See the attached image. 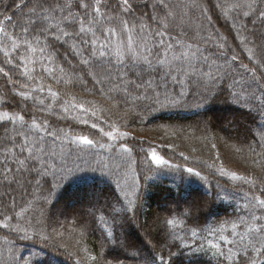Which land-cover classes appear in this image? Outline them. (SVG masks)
Here are the masks:
<instances>
[{
	"label": "trees",
	"instance_id": "obj_1",
	"mask_svg": "<svg viewBox=\"0 0 264 264\" xmlns=\"http://www.w3.org/2000/svg\"><path fill=\"white\" fill-rule=\"evenodd\" d=\"M24 2L0 0V21L15 36L20 30L13 24L28 12ZM37 2L31 0L28 6ZM236 2L245 0H164L171 6L168 10L174 20L170 19L163 41L169 40L174 47L177 40L187 44L184 38L186 34L195 35L194 25L207 26L209 22L210 31L200 41L188 42L196 44L210 59L223 52L217 64H224L225 57L229 61L217 73L221 79L210 92L184 84V90L191 94L176 107L162 108L145 100L135 105L113 100L117 94L109 93L111 85L95 84L87 74L90 69L80 65L79 57L68 51L78 41L49 44L41 37L39 44H32L36 51L22 46L19 53H11L12 65L4 63L0 52V67L15 82L10 83L0 73V98L6 100L0 104V112L23 114L29 124L33 118L43 123L47 131L39 134L48 144L52 143L48 133H58L61 139L56 145L57 159L63 156L68 169L63 179L49 175L41 179L39 186L32 173H17L19 183L10 186L0 176V194H11L0 203V223L10 225L0 227V264H161L160 256L164 264H249L251 258L256 264H264V257L256 256L251 247L245 252L244 243L253 236L242 223L252 225L253 213L264 215L249 204L253 194L264 199L259 190L264 188V146L259 142L264 132V67L256 63L264 54V20L258 16V11L264 9V0H247L256 9L249 16L243 15L249 11L244 8L238 15L229 12L225 18L216 7ZM133 3L139 6L135 17L144 29L150 34L157 31L159 25L149 17L158 14V8H153L158 0ZM5 16L14 19L8 22ZM185 17H191L190 22L196 24L186 26ZM152 39L156 43L161 37ZM242 65L255 70L256 80ZM68 80L71 83H66ZM175 90L179 92L181 86L176 85ZM21 91L27 99L14 95ZM233 92L240 93V98ZM40 100L44 103L40 104ZM113 104L117 107L113 108ZM72 105H83L87 111ZM92 112L96 115L92 116ZM93 123L96 128L91 127ZM134 127L153 131L149 132L151 136L159 139L145 137L147 141L141 144L150 149L161 147L168 165L157 166L146 148L129 146L140 143ZM162 127L164 131H159ZM100 129L111 131L116 138L106 137ZM77 136L108 144L78 147L74 143ZM120 144H127L131 154L122 153ZM117 154L124 158L117 159ZM117 165L121 166L119 173L113 171ZM189 167L200 172V177L190 175L186 171ZM222 170L245 179H222L217 173ZM11 180L9 173L8 181ZM133 181L137 185L135 193L128 187ZM251 181L257 182L256 188L251 187ZM22 208L26 210L24 215L15 216ZM188 211L190 216L185 215ZM5 214L12 219L5 221ZM173 218L177 221L175 228L163 225L165 219ZM257 223L264 224V220ZM233 224L237 225L235 229ZM15 228L22 230H11ZM193 231L197 233L195 237ZM173 233L177 239L172 238ZM241 236L245 238L243 243ZM212 244L219 245V250ZM229 249L235 253L231 261L219 255Z\"/></svg>",
	"mask_w": 264,
	"mask_h": 264
},
{
	"label": "snow or ice",
	"instance_id": "obj_2",
	"mask_svg": "<svg viewBox=\"0 0 264 264\" xmlns=\"http://www.w3.org/2000/svg\"><path fill=\"white\" fill-rule=\"evenodd\" d=\"M29 4H31V0L24 2V7L28 8V12L24 13L13 24L14 29L20 30L18 36H15V33H10L0 21V52H3L5 57L4 63L12 65L11 53H19L22 46H26V50L36 51L32 44H39L41 37L48 40L49 44L52 41H62L63 43H67L69 40L78 41V45L75 43L70 45L68 51L73 56L79 57L80 65L90 69L87 74L95 84L111 85L108 88L109 93L117 94L112 99L122 100L124 104L135 105L136 101L145 100L162 108L179 106L191 94L190 91L184 90V84L203 87L210 92L216 82L221 79L217 73L222 72L224 64L229 63L225 57L224 64H217V59L223 55V52L216 59H210L208 55L201 52L199 47L193 48L192 44H182L177 40L176 47H173L171 43L165 45L163 35L170 28V19L174 20V16L168 10L171 6L165 4L164 0H158L157 5H153L154 9L158 8V14L149 17L157 22L159 28L165 30L161 32L158 28L157 31L151 33L152 37H161L151 46H149L148 33L144 32V25L135 17V13L140 9L138 5L133 3V0H38L31 7L28 6ZM17 7L20 6L17 5ZM216 7L221 10L225 18L228 17L229 12L238 15L244 8L249 9V11L243 12L244 16H249L250 12L256 11L253 4L247 0L231 4L221 3L217 4ZM21 12L23 13L22 8ZM140 15L143 16L144 13L141 11ZM258 16L264 20V9L258 11ZM129 17L132 19L130 20ZM13 19V16L4 17V20L8 22H12ZM27 37H31V39ZM5 42H10V45ZM220 47L223 49V45ZM40 51L43 52L44 48L42 47ZM249 58L252 59L253 57L250 56ZM231 60L235 61L236 57L232 56ZM256 63L258 66L264 67V54ZM18 66L16 65V67ZM242 67L246 71L252 72L253 80H256L254 69H250L247 65H242ZM60 71L63 72L64 69L61 68ZM0 73L7 77L10 83H15L9 77V72L5 71L3 67H0ZM20 74L25 75V73ZM66 83H71V80L66 81ZM176 85L181 86L179 92L175 90ZM261 87L264 88V85ZM232 94L237 98L241 96L240 93L236 92ZM14 95L24 99L28 98L22 91L14 93ZM52 96L59 99L56 92H52ZM133 96H135L134 100L132 99ZM4 103L6 100L0 98V104ZM39 103L43 104L44 101L40 100ZM72 107L83 109V105H72ZM112 107L115 108L117 105L113 104ZM68 110V107L64 108L65 112ZM83 110L87 111V109ZM91 115L95 116L96 113L92 112ZM83 122L87 123V121ZM91 127L96 128L97 125L93 123ZM41 130L47 131L44 124L38 123L35 118L29 124L23 114H10L8 111L0 112V155L3 156V159L0 160V168L3 169L0 176H3L4 181L8 182L9 186L11 183H19L16 174H23L24 172L34 174L32 179L37 186L40 185L42 178L49 175L54 178L60 176L63 179V173L68 170L66 160L63 156L59 160L57 159L56 149L57 142L61 137L58 133L49 132L52 143L48 144L45 138L39 134ZM100 131L104 132L103 129ZM104 135L110 139L116 138L111 131L104 132ZM259 142L261 146H264V132L260 134ZM74 143H77L78 147H93L98 144V141L87 136H77ZM99 146L104 147L103 144H99ZM119 147L124 154H131L132 152L127 144H120ZM70 154L71 150L68 155ZM181 155L183 154L181 153ZM117 159H123V156L117 154ZM150 160L157 166L168 165V161L155 152L151 153ZM120 167L117 165L113 171L119 173ZM186 171L190 175L200 177V172L194 171L191 167L187 168ZM9 173L12 174L11 181H8ZM221 174H224L223 171ZM231 175L234 179H245L244 177H237L236 173ZM249 183L252 188L257 187L256 181ZM128 187L132 193L137 190L135 181ZM259 190L264 194V188ZM10 195V193L0 194V203H3L4 196ZM124 195L127 197L128 193L125 192ZM129 203L131 204L132 201ZM249 204L253 209H258L264 213V199L253 194ZM25 211L22 208L20 212L15 213V216L21 217ZM185 215L190 216L191 211L186 212ZM11 219L12 217L4 215L5 221ZM101 220L103 221V217ZM261 220H264V215L257 216L253 213L251 215L252 225L242 221L253 236L251 240L244 243V250L247 252V249L251 247L256 256L264 257V224L257 223ZM163 225L175 228L177 221L174 218L165 219ZM0 227L10 228V225L9 223H0ZM232 227L235 229L237 225L233 224ZM11 230L18 232L22 229ZM108 235L110 237L112 233L109 232ZM196 235L197 233L193 231L192 236L195 237ZM172 238L177 239L174 233ZM44 239L47 240L48 237L45 236ZM221 239L225 238L221 237ZM244 239V236H241L240 242L243 243ZM212 247L219 250L217 244H212ZM132 255L135 256L136 253L133 252ZM219 255L231 261L235 253L229 249L228 253L219 252ZM90 259L94 260L95 257H90ZM159 259L161 264H164V257L160 256ZM249 264H256L255 258H251Z\"/></svg>",
	"mask_w": 264,
	"mask_h": 264
},
{
	"label": "rangeland",
	"instance_id": "obj_3",
	"mask_svg": "<svg viewBox=\"0 0 264 264\" xmlns=\"http://www.w3.org/2000/svg\"><path fill=\"white\" fill-rule=\"evenodd\" d=\"M189 17V16H188ZM185 24H186V26H191L190 24H196V23H191L190 21H192L193 19L190 17L189 19L188 18H186L185 17ZM186 20H187V22H186ZM206 25L207 26H205L204 24H202V23H198L197 25H194V28H195V35L194 36H190V35H188V34H186V36H185V38H184V40L186 41V43L187 44H192V46H193V48H196L194 45H196V44H193V43H191V42H188L189 40H192V41H200L201 40V38H202V35L204 34V33H207V32H209L210 31V27H209V22H207L206 23ZM204 26H205V29H204ZM203 27V28H202ZM202 28V29H201ZM200 29H201V34H199V32H200ZM204 29V30H203ZM144 32L145 33H148V39H149V46H151L152 44H153V39H152V36H151V34H150V32L149 31H147V30H145L144 29ZM114 39H116L115 37H114ZM169 40H167V41H164V44L166 45V44H169ZM174 47V46H173ZM164 129H165V127H162V128H160L159 129V131H164ZM132 130H134L135 131V133H136V135L138 136V141L140 142V143H136V144H132V145H129V146H140V147H144L141 143H144V142H146L147 141V139L145 138V137H148V138H151V139H155V138H157V137H154V136H151V133H149V132H153L152 130H148V129H144V128H141V129H136L135 127L134 128H132ZM112 131H114V130H112ZM133 131V132H134ZM156 131H158V130H156ZM148 132V133H147ZM113 135H114V133H113ZM115 136V135H114ZM157 139H159V138H157ZM113 140V139H112ZM99 144H103V145H105V144H108L106 141H104V140H100V141H98V145ZM166 146V145H165ZM166 147H168V146H166ZM144 148H146V150H147V152H148V155H149V157H150V155H151V153L152 152H155L157 155H159V156H161L162 158H164L163 157V154H162V151H161V147L160 148H155V149H150V148H147V147H144ZM169 148V147H168ZM124 158V157H123ZM223 171V176H222V174H221V172H217L218 173V175L223 179V177L225 178V179H227V180H231V179H234V178H232V173H226V171H224V170H222ZM235 171H237V170H235ZM224 179V180H225Z\"/></svg>",
	"mask_w": 264,
	"mask_h": 264
}]
</instances>
